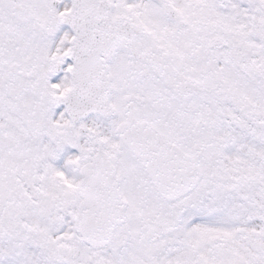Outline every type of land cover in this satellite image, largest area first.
I'll return each mask as SVG.
<instances>
[{"label": "snow or ice", "instance_id": "1", "mask_svg": "<svg viewBox=\"0 0 264 264\" xmlns=\"http://www.w3.org/2000/svg\"><path fill=\"white\" fill-rule=\"evenodd\" d=\"M0 264H264V0H0Z\"/></svg>", "mask_w": 264, "mask_h": 264}]
</instances>
